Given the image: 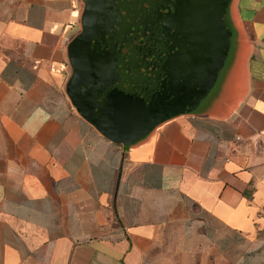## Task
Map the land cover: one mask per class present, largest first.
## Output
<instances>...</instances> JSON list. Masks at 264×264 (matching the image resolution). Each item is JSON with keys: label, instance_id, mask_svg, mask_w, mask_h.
Instances as JSON below:
<instances>
[{"label": "crops", "instance_id": "0c3cea01", "mask_svg": "<svg viewBox=\"0 0 264 264\" xmlns=\"http://www.w3.org/2000/svg\"><path fill=\"white\" fill-rule=\"evenodd\" d=\"M81 0H0V264H264V0H233L236 85L127 149L72 107Z\"/></svg>", "mask_w": 264, "mask_h": 264}, {"label": "water", "instance_id": "95a60500", "mask_svg": "<svg viewBox=\"0 0 264 264\" xmlns=\"http://www.w3.org/2000/svg\"><path fill=\"white\" fill-rule=\"evenodd\" d=\"M81 1L66 95L109 142L137 147L161 125L215 114L231 99L239 49L233 0Z\"/></svg>", "mask_w": 264, "mask_h": 264}]
</instances>
